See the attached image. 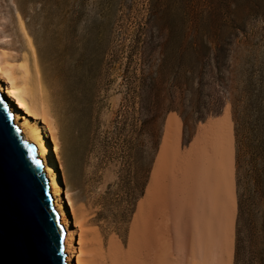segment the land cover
Listing matches in <instances>:
<instances>
[{"label": "rangeland", "instance_id": "rangeland-1", "mask_svg": "<svg viewBox=\"0 0 264 264\" xmlns=\"http://www.w3.org/2000/svg\"><path fill=\"white\" fill-rule=\"evenodd\" d=\"M29 40L49 120L39 123L84 264H206L175 247L173 235L151 245L135 234L165 120L175 114L184 143L208 120L233 121L231 264H264V0H0V63L5 55L18 76L23 57L33 68Z\"/></svg>", "mask_w": 264, "mask_h": 264}, {"label": "crops", "instance_id": "crops-1", "mask_svg": "<svg viewBox=\"0 0 264 264\" xmlns=\"http://www.w3.org/2000/svg\"><path fill=\"white\" fill-rule=\"evenodd\" d=\"M170 119L173 127L167 132ZM201 125L206 128L197 127L185 145L182 119L166 118L135 234L151 245L169 244L173 235L175 247L178 242L185 252L196 251L206 264H231L239 212L236 131L225 115Z\"/></svg>", "mask_w": 264, "mask_h": 264}, {"label": "water", "instance_id": "water-1", "mask_svg": "<svg viewBox=\"0 0 264 264\" xmlns=\"http://www.w3.org/2000/svg\"><path fill=\"white\" fill-rule=\"evenodd\" d=\"M66 236L37 148L0 93V264H67Z\"/></svg>", "mask_w": 264, "mask_h": 264}, {"label": "bare ground", "instance_id": "bare-ground-1", "mask_svg": "<svg viewBox=\"0 0 264 264\" xmlns=\"http://www.w3.org/2000/svg\"><path fill=\"white\" fill-rule=\"evenodd\" d=\"M28 42L32 52L33 68H30L29 58L23 57L19 67L20 76H18L7 57L2 55L0 93L6 101L9 111L13 114V124L20 128L29 143L36 146L38 157L43 162L55 209L60 216V222L67 231L65 241L67 264H84L81 255H79V250L77 251L75 246V244L80 246V252L84 248L81 237L78 238L73 229L74 224L76 225L73 219L75 213L70 207V198L65 191L52 141L41 125V122L48 124L49 120L44 111L43 86L36 61V50L32 42L30 40ZM39 121L41 122L39 123Z\"/></svg>", "mask_w": 264, "mask_h": 264}, {"label": "trees", "instance_id": "trees-1", "mask_svg": "<svg viewBox=\"0 0 264 264\" xmlns=\"http://www.w3.org/2000/svg\"><path fill=\"white\" fill-rule=\"evenodd\" d=\"M189 141H190V140H189ZM188 143H189V142L185 143V145L188 144ZM237 248H238V245H237ZM237 252H238V249H237Z\"/></svg>", "mask_w": 264, "mask_h": 264}]
</instances>
